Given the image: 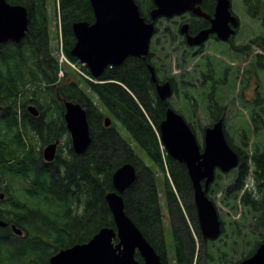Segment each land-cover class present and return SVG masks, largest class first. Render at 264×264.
<instances>
[{"label": "trees", "instance_id": "16d2710c", "mask_svg": "<svg viewBox=\"0 0 264 264\" xmlns=\"http://www.w3.org/2000/svg\"><path fill=\"white\" fill-rule=\"evenodd\" d=\"M8 2L25 6L30 22L27 36L21 44L0 46V181L8 177L11 180L17 178L23 185L22 191L18 189L19 193L11 186L0 187L6 196L10 194L9 199L0 201V219L8 224L7 228L0 229V264H48L49 258L61 249L88 242L104 227H115L106 194L114 190V172L127 163L136 167L137 179L124 193L126 213L154 246L163 264H167V243L160 181L173 216L171 233L175 264H215L213 254L208 252L210 242L203 241L201 237L187 169L171 159L159 138V125L171 105L159 99L151 82L148 65L152 64L158 72L157 65L151 60L152 53L145 61L129 58L123 66L107 70L98 79L100 83L81 77L87 84L82 87L80 82L69 78L72 72H66L64 78H59L60 64L51 48L48 0ZM136 2L141 4V0ZM244 3L251 15L254 12L259 16L264 12V0H244ZM55 6L59 13L65 55L70 61L77 62L71 55L76 41L73 24L94 22L90 2L58 0ZM251 7L255 8L252 12ZM202 28L204 21L200 19L192 25L191 31L195 33ZM258 58V62L264 65V57ZM83 70L87 72L85 67ZM204 81L207 86L211 82L214 84L212 95L221 86L213 71H209ZM42 83L43 90L26 89L28 85L32 89ZM174 91L179 94L176 87ZM28 92H32V102L41 112L38 118L27 112L25 107L24 115L18 113V101L25 99ZM189 94L191 92L184 97L188 98ZM212 95L209 98L215 99L208 114L214 122L221 118L225 121V112L217 109L220 102ZM92 96L98 99L99 105ZM42 97L44 102H41ZM65 101L80 103L87 109L92 144L83 155L75 154L70 147L68 159L62 158L58 152L56 160L46 164L42 152L34 151L30 145V131L39 135L44 144L68 135L63 118ZM251 106L255 131L264 133V95L260 90H257L256 100ZM107 115L120 124L130 135V140L117 129L116 123L105 127L103 120ZM189 125L194 129L192 124ZM225 134L240 157L237 176L230 186L237 195L243 192L240 200L243 206L264 218V148L255 145L250 156L245 155L233 145L227 131ZM26 140L29 141L28 146ZM68 142L71 144L70 137ZM249 176L257 183L258 193L255 195L244 190ZM37 197H41L45 204L39 201L33 206L28 202V199L37 200ZM183 203L201 238L200 249L189 228L190 217ZM11 225L21 229L23 237L14 235ZM262 226L264 228L263 221ZM263 242L257 243L247 255H242V260L253 255ZM229 257L228 252L223 251L220 264H227ZM137 258L141 261L139 256Z\"/></svg>", "mask_w": 264, "mask_h": 264}, {"label": "water", "instance_id": "95a60500", "mask_svg": "<svg viewBox=\"0 0 264 264\" xmlns=\"http://www.w3.org/2000/svg\"><path fill=\"white\" fill-rule=\"evenodd\" d=\"M89 1L94 22L73 24L76 43L71 54L84 63L95 78H100L108 68L123 65L130 57H147L155 34L154 22L158 18H173L190 12L209 20L210 27L195 35L190 34L189 24L181 27L180 32L186 36L189 47L204 45L212 35L222 42H229L239 27V20L231 11V0H217L213 16L203 12V0H153L156 7L150 12V23L141 15L134 0ZM28 29V9L23 5L0 0V44L10 41L21 43ZM150 70L160 100L167 103L174 93L171 82L159 83L154 68ZM28 109L34 116H38L36 107ZM65 110L64 118L73 150L83 155L92 144L87 112L80 104L71 101L65 102ZM111 124L112 120L106 118V127ZM159 132L169 156L186 166L203 239L217 240L222 234V226L218 210L208 193L217 169L229 173L240 163L239 155L226 139L223 120L205 130L203 150L185 118L173 108L167 109ZM57 147L58 143H54L44 149L46 162L55 160ZM136 179L137 171L131 163L118 168L112 178L114 191L106 195L115 228L104 227L89 242L60 250L51 257L49 264H141L136 259L137 254L143 264H162L160 255L125 210L123 194L133 186ZM0 198L3 199L4 195ZM6 226L0 220V228ZM13 230L18 235L22 234L15 226ZM239 264H264V242L251 257Z\"/></svg>", "mask_w": 264, "mask_h": 264}, {"label": "rangeland", "instance_id": "374dc122", "mask_svg": "<svg viewBox=\"0 0 264 264\" xmlns=\"http://www.w3.org/2000/svg\"><path fill=\"white\" fill-rule=\"evenodd\" d=\"M56 2L58 0H48V12L51 17V48L54 58L60 64L59 77L66 76V72H72V76L69 78L80 82V86L85 87L87 84L81 79L82 75L85 76L82 65L72 63L64 55L61 23L55 6ZM150 7L151 0H141L140 11L147 19H149L148 12L150 11ZM232 11L240 19L241 25L238 35L232 39L231 43L226 44L219 42V40H210L206 42L200 51L194 52L189 50L183 38L179 35L180 26L187 22L193 24L196 21L194 17L190 16V14H184L172 19L161 18L157 20V34L151 44V60L157 65L158 77L161 80L173 81L179 94H175L170 98L169 103L185 117L188 123L193 125L198 144L202 149L204 147L203 129L213 123V119L208 114V109L215 99L209 98L212 95L214 84L211 82L208 86L204 85L202 79L208 76L209 71H213L216 78H220L229 70V78L226 81L225 88L220 89L218 87L217 93L212 96L216 97L220 102L217 104V109L225 112V131L228 132L233 145L243 154L250 156L255 145L264 148V133H256L255 126L251 120V113L253 111L251 104H253L257 97V93L255 92L259 89L261 94L264 95V65L263 62H258L259 60L257 59L258 56L264 57V51L260 50L259 44L254 43L259 41L260 45H264V12L260 13L257 19L252 18L249 16L248 10L241 0H232ZM254 44H256L255 48L253 47L250 53L243 48L253 46ZM251 61L252 65L248 67L247 65ZM186 85L189 86L188 90L186 89ZM255 86H257V90H255ZM39 87L36 86L31 89L30 85H28L26 89L31 91L43 90V83ZM209 90L210 93H208ZM188 92H191L188 95L189 97H184ZM92 97L97 105H99L97 98ZM33 98L32 92H28L25 99L21 98L18 101V113L24 115L25 110L28 112L27 107L36 106L35 102H32ZM41 102H44L43 97L41 98ZM27 124L29 125L28 120ZM116 127L122 135L129 140L131 139L130 135L122 129L119 123H116ZM32 132L30 131V145L34 147V151H41L43 153L45 145L41 137L31 134ZM68 137V135H64L62 140H60L59 146L61 157L67 159L69 158L70 147H72L68 142ZM26 144L27 146L29 145L27 140ZM145 161L149 163L148 159ZM237 170L229 173L218 171L216 173V180L209 192V196L215 202L224 226V233L221 238L215 242H210L208 245V252L213 254L215 264L221 263L220 258L223 251L228 252L230 255L227 264H236L242 260V255H247L257 243L264 241V228L262 226L264 218L258 213L253 214L252 211L243 206L240 201L243 192L237 195V191H234L230 186L235 180V176H237ZM12 179L8 177L1 181V187L4 189V187L11 186L12 190L15 189L19 193L18 189L22 191L23 185L19 179ZM244 190L252 192L253 195L258 193L257 183L252 176L246 179ZM159 191L168 247L167 264H175L173 257L174 245L170 235L171 225L173 226L174 222L172 217L169 218V213L167 212L168 204L161 181L159 183ZM229 191L230 194H228ZM1 193L4 194L3 200L10 198V194L6 196L4 190H1ZM37 198V200L33 198L28 199V202L33 206L39 201L45 204L41 197ZM183 206L184 210L186 209V214H188L185 203H183ZM189 217V228L197 243V248L200 249L201 238L197 235L196 226L190 215ZM205 256L204 252V258Z\"/></svg>", "mask_w": 264, "mask_h": 264}, {"label": "flooded vegetation", "instance_id": "af4514ba", "mask_svg": "<svg viewBox=\"0 0 264 264\" xmlns=\"http://www.w3.org/2000/svg\"><path fill=\"white\" fill-rule=\"evenodd\" d=\"M241 2L245 5V3H244V0H241ZM246 6V8L247 9H249V7H248V5H245ZM215 7H216V0H203V2H202V4H201V8L204 10V12L205 13H207V14H209V15H211V16H213L214 15V11H215ZM251 10V12L252 11H254L255 10V8H253V7H251L250 8ZM248 14H249V16H251L252 18H254V19H257V17L258 16H256V14L253 12V15H251L249 12H248ZM260 15V14H259ZM190 16H192L191 14H190ZM238 17V16H237ZM239 19V18H238ZM195 22H197L198 20H200V19H196L195 18ZM203 21H204V29H207V28H209L210 27V21L209 20H207L206 18H204V19H202ZM239 21H240V19H239ZM194 22V23H195ZM241 25V24H240ZM203 29V28H202ZM239 29H240V27H239ZM239 29L237 30V32H236V35H238V33H239ZM235 35V36H236ZM180 37V36H179ZM183 38V41L185 42V37H182ZM235 38V37H234ZM210 40H217L216 39V37L215 36H212L211 37V39ZM231 43V41L230 42H228V43H226V44H230ZM254 43H256V42H254ZM257 44H259L258 45V47L260 48V50H262V51H264V45L263 44H261L260 45V42H257ZM255 45L256 44H254L253 46H249V47H243L246 51H249V53L250 52H252V48L254 47L255 48ZM190 51H200L201 49H197V48H190L189 49ZM262 51H260V52H262ZM253 56L254 57H256V55H254L253 54ZM257 59H259V58H257ZM252 65V61L249 63V65H247L248 67H250ZM228 72H229V70H227ZM149 73H151L150 72V66H149ZM255 90H257V86H255ZM256 93V92H255ZM55 142L56 143H60V141H59V139H57V140H55ZM58 149H59V146H58ZM169 217H170V215H169Z\"/></svg>", "mask_w": 264, "mask_h": 264}]
</instances>
